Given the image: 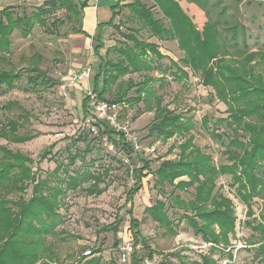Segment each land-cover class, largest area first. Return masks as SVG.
I'll return each mask as SVG.
<instances>
[{
	"label": "trees",
	"instance_id": "trees-1",
	"mask_svg": "<svg viewBox=\"0 0 264 264\" xmlns=\"http://www.w3.org/2000/svg\"><path fill=\"white\" fill-rule=\"evenodd\" d=\"M122 1L112 8L110 21L99 23L92 36L81 26V11L86 0H45L29 13L25 10L18 13L16 6L2 8L0 93L15 89L22 77L25 78L24 85L32 92L59 84L60 79L49 76L47 70L42 69L44 55L41 52L21 53L15 59L11 37L14 31H18L26 38L35 25H39L45 33L58 34L59 27L66 25L69 33L89 36L93 42L92 51L98 64L90 87L96 98L119 103L124 101L130 105L142 102V108H137L129 119L134 121L143 112L152 111V122L147 126L146 135L164 141L175 135L182 137V142L171 145L169 149L177 147L178 153L173 159L160 160L157 168L150 171L148 160L143 159L141 152L135 151L121 133L117 134L107 124L97 122V134L91 136L87 128L69 137V144L63 148L66 155L60 161L56 159L59 150L53 151L55 142L48 145L37 162L53 160L54 168L42 176L38 164L33 169L35 161L30 156L0 144V264H50L60 261L56 241L64 233L62 210L67 207V191L80 190L86 195L98 196L113 182L111 162L107 163L101 157L103 136L121 150L127 163L113 156H108L109 159L116 161L120 168L124 167V171L134 179L124 197V204H128L129 238L134 245L138 244L145 250L146 257L137 249L126 263L144 264V259H148L156 264L154 251L141 238L140 220L132 214L133 198L142 186L141 179L150 173L157 192L169 196L168 206L182 209L179 220L185 219L193 234L201 240L194 247L199 258L193 259L190 264H221L223 259H233V264L238 259L237 253L253 246L245 244L235 251V243L231 244L238 225L235 206L233 198L226 196L221 191L223 185L218 183L220 177L228 176V186L233 187L234 197L245 206L248 219L243 221V226L259 236L257 243L254 242L256 249L252 252V264H264V46L250 48L239 21L230 24L225 20L222 34L217 30L218 18L207 20L202 30H197L176 0H151L150 6L141 0ZM187 1L197 5L209 17V0ZM240 1L235 0L236 3ZM121 6L127 8L128 15L124 21L114 23ZM224 8L221 10L222 17L228 5ZM59 10H63V16L56 15ZM159 14L161 16L158 17ZM130 22L134 23L133 27H126L127 31L122 32L120 28ZM106 26L113 27L122 41L119 42L120 47L115 44L105 47L101 54L100 49L104 48L102 29ZM140 30H146L150 36L161 40H175L182 56L178 63L168 58L169 65L184 75H187L186 68L195 75L198 73L201 85L211 89L208 93L210 99H216L225 106L226 115L215 118L210 126L206 115L199 123L218 142L225 161L215 162L212 153L203 151L194 143V135L190 133L192 118L162 104L161 95H157L153 87L145 88L149 77L145 76L142 82L123 79L130 72L153 69L151 59H145L147 54L164 57L156 44L137 37ZM111 51L113 57L106 58ZM157 66L156 69H160ZM135 86L134 96H127L130 88ZM105 93L112 95L106 98ZM81 103V120L84 121L89 113L86 95ZM0 110L5 114L0 116V139L24 143L37 136V133L28 130L31 112L18 101L6 100L0 104ZM125 114L127 110L124 107ZM220 125L223 128H219ZM79 142H84L82 149L78 147ZM93 150L96 153L88 157ZM133 158L141 163L139 167L128 166ZM165 185L171 187L168 193L161 189ZM28 186H31L30 195L25 198ZM189 188L188 200L175 193L176 190L187 192ZM255 198L261 201L256 213L252 206ZM166 206V201L157 199L144 211L167 233L176 235ZM119 224L120 218L115 214L113 221L100 227V231L113 233L115 248H119L120 243L116 236ZM90 251L97 252L99 247H92ZM170 255L161 254L164 264H174ZM100 260L99 255L88 257L80 253L71 264H100ZM116 264H120L119 257Z\"/></svg>",
	"mask_w": 264,
	"mask_h": 264
},
{
	"label": "rangeland",
	"instance_id": "rangeland-1",
	"mask_svg": "<svg viewBox=\"0 0 264 264\" xmlns=\"http://www.w3.org/2000/svg\"><path fill=\"white\" fill-rule=\"evenodd\" d=\"M141 1L148 6L152 4L151 0ZM176 1L183 12L192 20L197 30L201 31L207 20L214 21L218 18L220 22L217 30L222 34V31L226 27L224 25L225 20L230 24L239 21L244 28L245 39L249 47L257 49L264 46V2H261L264 0H242L239 3H236L235 0H209L207 6L209 8L211 4L209 17H206L204 11L194 3H190L187 0ZM226 5H228V9L225 10L222 17L221 10L225 9ZM34 8L18 5L15 7V11L20 13L22 10H25V12L29 13ZM56 15L63 16L64 12H56ZM127 15V8L121 6L120 13L115 16L114 23L124 21ZM159 16L161 15L159 14ZM132 25L134 23H127L120 30L126 32V27ZM136 35L141 40L156 44L159 52L164 57L156 58L152 54H147L145 59H151L150 65L153 69L130 72L124 75L123 79L127 80L129 78L134 82H142L146 77H149L150 80L144 85L145 88L147 86L153 87L156 94L161 95L162 104L167 105L176 113H182L183 116L192 118L193 127L190 133L194 135V143L203 151L212 153L215 162L225 161L224 156L220 154L221 147L218 142L212 139L199 124L200 119L204 115L210 119L208 126L211 125L215 118L225 116V106L216 99H210L208 93L211 92V89L201 85L198 73L195 75L189 68H186L187 75H184L179 73L175 67L169 65L168 58L178 63V60L182 56L175 40H161L152 37L146 30H140ZM11 39L15 59L21 53L30 55L34 51H39L44 55V61L41 65L42 69H46L48 75L53 78L61 79L69 71L90 65L91 78L89 85L91 84V79L96 73L98 64V59L92 51L93 42L92 40H85L82 37L69 33L66 25L59 27L58 34L45 33L39 25H35L28 37L24 38L18 31H14ZM121 39V36L113 27L106 26L102 29L104 48L100 49V53L103 54L105 47H110L114 44L117 45L116 47H120L119 42L122 41ZM113 55L114 53L111 51L106 58H112ZM157 65L160 66V69H156ZM24 81L25 78L22 77L17 82L15 89L0 93V104L6 100H16L26 110H29L31 118L28 130L30 133H37V136L24 143H10L0 139V144H4L12 150H19L30 156L35 161L32 164L34 169L38 164L37 161L40 153L48 145L55 142L53 151L59 150L60 153L56 155V159L60 161L66 155L63 148L69 144V137L77 135L80 130H87L86 123L81 120V101L85 92L82 89L70 87L64 96L60 93L59 84L32 92L26 88ZM141 85L142 83H140ZM135 89L136 86L130 88L127 96H134ZM112 93L114 92L112 91ZM111 95L105 93L104 97L109 98ZM141 95L143 96V92H141ZM122 103L126 105L128 118L134 115L137 108H142L143 106L142 102H138L136 105H130L124 101ZM0 116H5L1 110ZM152 117V111L143 112L134 121H130V131L135 136L139 145L137 151L141 152L143 159L148 160L150 171L157 168L160 160L173 159L176 153H178V148L174 147L169 150L170 146L182 142V137L178 135L165 141L149 138L146 135L147 126L152 122ZM219 128H223V125H220ZM78 147L82 149L84 142H79ZM100 150L104 161L107 163L111 162L112 169L110 176L113 177V182L105 192L98 196H89L80 190L67 191L65 196L67 207L62 210L64 215L62 229L64 233L56 241L60 261L50 264H71L75 257L92 247H99V251H92L88 257L99 255L101 257L100 264H116L118 260V248H115L112 244L113 233L111 231H100L102 225L113 221L115 214L120 218V224L116 233V236L120 239L119 245L123 240L130 237L128 227L129 216L127 214L128 204H124V197L125 191L131 186L134 179L124 171V167L120 168L116 161L109 159L110 156H113L125 163V156L118 147L109 149L102 142ZM94 153H96V150H93L88 157ZM140 165L141 163L134 158L128 163L130 168L139 167ZM37 166L40 168L42 176H44L45 172H49L54 168V161L43 159ZM141 181L142 186L133 198L132 214L140 220L141 238L154 251L153 256L156 259V264H164L161 254H171V261L174 264H178L179 261H184L183 264H190L193 259H198L199 253L194 247L199 245L201 240L193 234L192 228L186 223L185 219L179 220L178 217L183 212L182 209L168 206L169 196L162 192H157L154 187L152 174L148 173ZM229 181L228 176H223L220 177L218 183L223 185L221 191L226 196L233 198L235 206L236 223L238 225L231 244L241 242L244 245H253L250 246L251 248L242 249L239 254L237 253L238 259L233 264H252V252L256 249L259 236L257 233H253L243 226V221L248 219L245 216V206L234 197L233 187L228 186ZM30 188L31 186H28L25 190V198L30 195ZM170 188L169 185H165L161 189L164 193H168ZM190 191L191 189L189 188L187 192L176 190L175 193L183 200H188L190 198ZM157 199L166 201L167 215L173 220L176 235L167 233L164 227L158 226L144 211L146 206L153 204ZM260 203L261 201L258 198L253 199L252 206L255 209V213L258 212ZM254 242L256 243L254 244ZM138 250L140 254L144 255V249L139 246ZM144 257L146 256L144 255Z\"/></svg>",
	"mask_w": 264,
	"mask_h": 264
},
{
	"label": "built area",
	"instance_id": "built-area-1",
	"mask_svg": "<svg viewBox=\"0 0 264 264\" xmlns=\"http://www.w3.org/2000/svg\"><path fill=\"white\" fill-rule=\"evenodd\" d=\"M91 78V67L90 65H85L80 69L69 71V73L60 79L59 89L62 95H66L67 89L70 87L82 89L85 95L88 97V109L89 113L86 116L84 122L86 123L91 134L95 135L98 131L97 122H102L111 127L117 134H122L123 137L129 141L134 150L139 149V145L135 136H133L130 131V119L127 114L123 115V108L126 106L123 103L112 102L104 99H98L95 93L92 91L89 81ZM85 80V84H83ZM102 142H104L109 149H113L114 145L107 140L105 136L102 137ZM125 163L127 159L125 157ZM245 245L241 242L235 243L234 250L244 247ZM139 248V245L133 244L131 239L123 240L118 248V257L120 264H125L128 260L130 254ZM229 249V248H228ZM226 249V250H228ZM91 254L90 249L83 251L84 256H89ZM235 256V255H234ZM233 259H223L221 264H231ZM144 264H155L152 260L144 259Z\"/></svg>",
	"mask_w": 264,
	"mask_h": 264
},
{
	"label": "crops",
	"instance_id": "crops-1",
	"mask_svg": "<svg viewBox=\"0 0 264 264\" xmlns=\"http://www.w3.org/2000/svg\"><path fill=\"white\" fill-rule=\"evenodd\" d=\"M43 1L45 0H0V10L6 6L26 5L28 7H35L40 5ZM117 3H123V1L122 0H86L85 5L81 11V18H80L82 29L88 35L92 36L96 32L97 25L99 23H106L110 21L113 13L112 8ZM59 11H63V10H59ZM73 35L82 37L85 40L86 39L91 40L89 36H84L83 34L76 33Z\"/></svg>",
	"mask_w": 264,
	"mask_h": 264
}]
</instances>
